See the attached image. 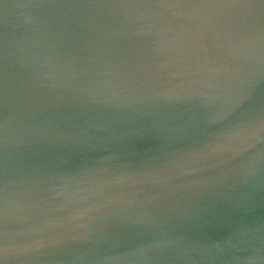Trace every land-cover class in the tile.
<instances>
[{
	"label": "water",
	"instance_id": "95a60500",
	"mask_svg": "<svg viewBox=\"0 0 264 264\" xmlns=\"http://www.w3.org/2000/svg\"><path fill=\"white\" fill-rule=\"evenodd\" d=\"M0 0V264H264V7Z\"/></svg>",
	"mask_w": 264,
	"mask_h": 264
},
{
	"label": "snow or ice",
	"instance_id": "6c2138e0",
	"mask_svg": "<svg viewBox=\"0 0 264 264\" xmlns=\"http://www.w3.org/2000/svg\"><path fill=\"white\" fill-rule=\"evenodd\" d=\"M256 0H201L200 3L196 4L197 7H235V6H254ZM259 4L264 7V0H259ZM0 251L3 248L0 247Z\"/></svg>",
	"mask_w": 264,
	"mask_h": 264
}]
</instances>
